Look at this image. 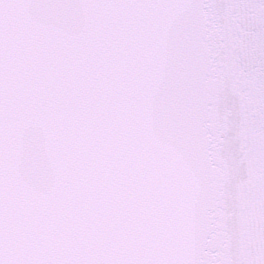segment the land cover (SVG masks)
Returning a JSON list of instances; mask_svg holds the SVG:
<instances>
[{
    "label": "snow or ice",
    "instance_id": "obj_1",
    "mask_svg": "<svg viewBox=\"0 0 264 264\" xmlns=\"http://www.w3.org/2000/svg\"><path fill=\"white\" fill-rule=\"evenodd\" d=\"M0 264H264V0H0Z\"/></svg>",
    "mask_w": 264,
    "mask_h": 264
}]
</instances>
